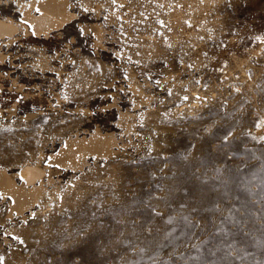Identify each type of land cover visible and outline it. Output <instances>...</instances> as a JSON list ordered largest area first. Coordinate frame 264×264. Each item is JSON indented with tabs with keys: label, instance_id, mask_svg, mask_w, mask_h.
I'll use <instances>...</instances> for the list:
<instances>
[{
	"label": "rangeland",
	"instance_id": "374dc122",
	"mask_svg": "<svg viewBox=\"0 0 264 264\" xmlns=\"http://www.w3.org/2000/svg\"><path fill=\"white\" fill-rule=\"evenodd\" d=\"M0 264H264V0H0Z\"/></svg>",
	"mask_w": 264,
	"mask_h": 264
},
{
	"label": "bare ground",
	"instance_id": "6f19581e",
	"mask_svg": "<svg viewBox=\"0 0 264 264\" xmlns=\"http://www.w3.org/2000/svg\"><path fill=\"white\" fill-rule=\"evenodd\" d=\"M56 5H57V4H56ZM57 10H58V9H57ZM57 10H56V11H57ZM57 13H58V12H57ZM47 14H48V17H50V16L53 17V15H52L53 13H52V12H51V14H49V12L45 11V12H44V16H46ZM55 17H56V15H55ZM58 17H59V16H58ZM39 24H40V22H39ZM39 24H38V25H39ZM40 25H41V24H40ZM38 27H39V26H38Z\"/></svg>",
	"mask_w": 264,
	"mask_h": 264
}]
</instances>
